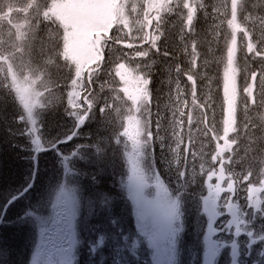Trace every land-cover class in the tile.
<instances>
[{
  "label": "rangeland",
  "instance_id": "rangeland-1",
  "mask_svg": "<svg viewBox=\"0 0 264 264\" xmlns=\"http://www.w3.org/2000/svg\"><path fill=\"white\" fill-rule=\"evenodd\" d=\"M25 1L0 9V16L7 14L0 22L3 53L0 62L11 63L13 56L9 57L12 52L8 50L15 44L14 38L19 37L22 45L16 54L17 61L26 65L24 45L29 46V53L34 46L38 49L32 60L37 64L43 59L50 69L22 72L13 91L14 111H10L8 96L0 90L5 114L26 119L24 126L13 128L11 122L8 124L10 128L6 130L17 148L0 149V177L6 170L8 174L14 173L18 166L22 185L29 184L33 151L65 138L80 117L77 114L74 121L70 115L68 121L62 119L65 108L67 112L96 110L101 120L106 117L121 120L116 132L110 134L118 152L95 148L97 161L93 152V162L87 160L91 149L85 146L103 133L101 123L93 122L76 133L67 148H78L77 174L51 167L52 155L50 161L47 153L40 156L42 162L31 189L46 186L47 178L43 175L47 172L55 173L56 183L61 185L58 191L48 190L34 199L44 201L45 211L32 210L34 225L40 229L42 238L31 250L27 263L80 264L83 252L81 257L94 259L95 264H200L203 251L212 247L219 251L216 264H264V161L260 159L264 145L249 146V139L244 145L248 153H244L242 137L235 128L241 120L247 125L252 122L248 118L249 108L258 103L262 104L258 110L264 127V0L254 3L252 11L245 7L244 0H45L44 3L27 0L30 9L26 13L10 10L12 6H24ZM199 10L204 11V28L188 40L193 16ZM145 11L153 21L147 44ZM166 25L170 30L167 35ZM33 27L41 30L34 38L29 36ZM97 33L101 36L99 44H95L93 37ZM165 35L171 43L169 50L174 51V44H178L175 50H181L183 59L193 68L191 74L175 71L181 70L177 57L171 62L158 54V47L164 48ZM9 36L12 45L7 42ZM197 40L200 41L196 43ZM117 41L132 44L128 58L121 56L124 51L121 43L115 44ZM52 42L58 45L48 58L44 44ZM201 46L202 51L198 49ZM102 54L105 60H113L119 89L127 99L120 105L113 101L110 110L107 101H101L100 106V98L95 97L91 101H96V106L90 107V99L82 97L88 90V81L115 96V78L107 76L97 81L92 73L89 80L86 78V71L101 61ZM73 62H77V75L72 71ZM1 66L4 69L0 63ZM60 67L67 71L60 79L69 83L64 87L65 94L75 95L64 101L72 105L69 108L53 98L52 88L58 80L52 74ZM152 83L161 93L166 111V130L160 137L167 139L165 157L171 163L165 169L154 161L155 143L147 117L148 87ZM1 87L4 88L3 83ZM39 105L49 108L37 110ZM45 116L51 117L55 131L46 128L39 131ZM3 134L0 130V135ZM103 139L106 141V137ZM7 141L4 140V145ZM186 141L188 147L184 152ZM17 153L18 160L22 158L27 164L13 163ZM57 153L58 149L52 154ZM213 157L218 161L213 162ZM219 163L224 166L227 179L217 185ZM112 166L121 170L120 179L116 180V190H120L116 205L120 206L115 213L111 209L112 199L83 185L89 180L88 173L102 175L100 171ZM98 178L105 182L102 176ZM18 180L17 176L13 178V182ZM229 182L231 189H227ZM53 187L54 184L50 188ZM183 191L197 192L196 206L189 210L193 213L196 209L201 216L198 225L201 249L189 244L185 253L177 243L185 228L178 199ZM26 199L27 195L21 197L22 201ZM142 211H146L151 222L166 229L168 241H162L159 248L145 234ZM20 217L26 219L22 207L6 219L5 229L11 228ZM196 229L195 225L191 227L193 236Z\"/></svg>",
  "mask_w": 264,
  "mask_h": 264
},
{
  "label": "trees",
  "instance_id": "trees-1",
  "mask_svg": "<svg viewBox=\"0 0 264 264\" xmlns=\"http://www.w3.org/2000/svg\"><path fill=\"white\" fill-rule=\"evenodd\" d=\"M20 1H22V0H3V1L0 0V9L3 11V9L5 7H7L9 4H14V3H17ZM28 1L32 2V0H28ZM28 1L27 0L25 1L24 6H22V7L12 6V7H10V10H12V12H14V13L18 12L20 14H24L27 11H29V9H30V7H27ZM257 1L258 0H244V5L246 8H248L252 11L253 10V4L256 3ZM41 2L44 3L45 0H41ZM206 9H207L206 11L208 12V14H211V12H210L211 8L208 5H206ZM0 14H2V13L0 12ZM146 16H147V14H146ZM3 17L4 18L7 17V14L0 16V22H2L4 20ZM204 18H205V16H204L203 10H199L197 13H195V15L193 16V19H192V24H191L192 25L191 26L192 34L188 35V40L191 39V37L193 38L194 35L202 32V30L204 28V24H203ZM195 28H196V30H195ZM40 31H41L40 29L38 30L35 27H33L32 30L29 32V36L34 38L38 35V33H40ZM169 31L170 30L168 29V26L166 25L164 27V33L167 35V33ZM166 35L163 38L165 40L164 41V48L158 47V54L161 55V57L165 56L171 62H174L176 56L174 55V51H171L168 49V47L170 45L167 44V36ZM210 36H211V34H210ZM14 40H15V44L12 45L10 36L7 39L8 44L12 45V47L8 50V52H10V53L12 52L9 57L13 56V60L11 61V63H7V64L4 63L3 60L0 62L4 66V69L2 66L0 67V90L4 91L6 93V95L8 96L10 111L11 110L14 111V109H15V105L13 102V99H14L13 98V91L15 92V84L17 83L19 76H21L22 72L25 70H35V69L40 68L37 70V73H38L44 67L46 69H50V67L48 65L43 64V63H45L43 59H40L37 64L35 63L34 60H32L37 55V49H38L34 46L32 48L31 53H29V51H28L29 46L24 45V49L22 50V53L27 58L28 63H26V65H22L21 63H19L16 59V54L21 51L22 43H19V37H15ZM199 41L200 40H197L196 43H198ZM119 43H121L120 45L122 47V50L124 51L121 53V56L124 58H128V54H131V53H129V51H131V49L133 47L132 46L131 47H124L122 42H120V41L115 42L116 45H119ZM57 45H58V43H56V42H52V45H51V43H49L48 45L44 44L45 49H48V52L46 53V56L48 58L51 55L52 50L55 52V50L57 49ZM38 47H39V45H38ZM2 54H3L2 53V38H1V33H0V58H1ZM179 57L180 58H178V59L180 61V66L182 68L183 57H182L181 51L179 53ZM73 63H74V69L72 71H75V74L77 75L78 74V71L76 70L77 62H73ZM38 65H40V66H38ZM79 65H80V63H79ZM3 70H4V72H2ZM175 71L181 72L182 70L175 68ZM66 73H67V71L65 69H63L62 67H60L58 72H55L52 74V78H54L55 80H58V82H56L54 84L52 91L54 93V95H53L54 101H57V102L59 101L62 105H66V107L69 108V107H72V105L69 106L64 101H65V99H68V98L72 99L75 95H74V93H71V92H69L67 95L65 94L66 88H64V87H65V85H68L69 83L65 84L60 79L62 77H65ZM93 75H95V78L97 81H100L104 77H107V76H111L112 78H115L116 79L115 84L117 86V90H115V94H114L115 96H113L106 89L99 90L97 88L98 87L97 83L92 84L91 81H88V83H91L92 87L87 88V86H88V83H87L86 88L88 90H86L83 94L82 93L81 94H82V97L85 96L86 99L87 98L90 99V100H88L90 107L96 106V101H91V100H94L95 97L100 98V106H101V101H103V100L107 101V103L110 105L108 110H110L113 101L118 105H120L119 104L120 102L127 101L125 94L123 92H121L119 89L118 75H117V72L115 71V65L113 63V60H105L104 55H103L101 61H99V63L92 70V76ZM88 80H89V78H88ZM1 83L4 84V88L1 87ZM56 85H62V87L57 88ZM42 91H43V89H42ZM148 91H149V103H148L149 106L147 107V117L149 120V125L153 131L152 140L155 143L154 161H155L156 165L158 167H160V169H165L171 163L170 160L165 157L167 139H163L162 137H160L161 132L166 130V111H164V108H163V101L161 98V93L157 92V86L154 83H152L148 87ZM88 92H89V94L86 95ZM85 97H84V99H85ZM86 99H85V103H86ZM89 104H87V105H89ZM47 108H49L47 105H43V106L39 105L37 110H45ZM5 109H6V107L3 108V105L0 103V130H2V132H4L3 135H0V145L2 146V147L0 146V149L17 148L16 146H14V145H16V142L13 140V138L7 132L6 129L10 128L8 126V124L10 122L12 124L11 127H13V128L17 125L24 126V124L26 123V119L23 116L16 118V117L11 116L9 114H5L6 113ZM249 109L251 110L250 111L251 116H248V118L252 119V122L247 125L243 122V120H241L239 122V125H236V127H235L237 132L242 137L241 138V141H242L241 149L244 150V153H248L244 149V145H246L247 140H249V139H250L249 146L258 147V146L264 145V127H262L260 124L261 120H260L258 107H256L254 105ZM247 113H248V111H247ZM77 114H80V117L77 120H79L82 116H84V114L86 115V119H85L86 121L84 122L82 127L89 126L93 122L101 123V125H102L103 133L98 135L95 138V141H92L88 145L85 146V147H88L91 149V152L87 156L88 161L93 162L92 152L94 154V161H97L98 155L94 151L95 148H97V150L102 149L103 151L118 152L117 146L112 143V136L110 134H114V132H116V125L118 123H120L121 120L115 119V120L111 121V118H109V117H106V119L101 120L100 114H98L96 112V110L92 111L91 113H88V111H85V110H83V111H68L67 112L66 108L62 112V119L64 118L66 121H68L67 118H68V115H70L73 117V121H74ZM119 114H120V112H118V115ZM114 121H117V123L114 124ZM110 123L112 124L111 127H110ZM48 124H50V122H47V123L40 125L39 131L43 128H46V130L49 129L50 131L56 130L51 126V124L49 126H48ZM154 129H155V131H154ZM66 130H67V128H64L63 133H65ZM71 132L69 134H67L65 138L53 140L50 144H53V143L60 141V140L67 139L69 137V135L71 134ZM257 133H258V135H257ZM75 136H76V134H75ZM75 136L73 137V139L75 138ZM103 137H106V141H105V139H103ZM73 139L62 145L65 147V149L68 150L67 153H64L63 152L64 150L61 151V149H59L57 147L51 151L38 154L36 156L37 168H38V165L39 164L41 165V162H42L40 156L42 154L47 153L46 156H49V161H50L51 155L53 156L52 157L53 160L50 161V164H49L51 167H54V166L55 167H62L63 171H66V172L70 173L71 175L77 174L76 164L78 162V148H76V149L67 148V146H69L71 144ZM4 140H8L6 145H4ZM252 142H254V143H252ZM57 149H58L57 155L52 154ZM18 155L19 154L17 153L13 157L14 158L13 163H15L17 161H23L25 164H27L22 158H20L18 160V157H17ZM260 159H262L264 161V154L261 155ZM61 162H63V164ZM99 162H100V160H99ZM181 164H182V159H180L179 166ZM44 165H45V163H44ZM65 166L68 167V169H66ZM17 167L18 166H16L14 168L15 169L14 173L8 174L9 170H6V173L3 175V177H0V213H1V210L3 208L2 205L6 202V198L8 196L17 195L20 191H22L25 188L22 185V174L18 173ZM89 168H91L90 165H89ZM96 169L97 168H95L94 171L97 173ZM100 172L103 174L97 175L98 174L97 173L94 175H90L88 173L86 178H88L89 180H86L83 183V185L88 190L92 189L93 191H97V192L99 191L100 193L107 195V198L112 199L111 209H112V212L115 213L116 209H118V207L120 206V205H116L119 201L118 195L120 192V190H116V187H117L116 180L120 179L121 170L119 168L112 166V168L110 170H102ZM41 174H43V173L41 172ZM107 174L108 175L111 174L110 177H107L106 176ZM36 175H37V172H36ZM15 176H17L19 178V180L17 182H13V178ZM98 176H102L104 178L105 182L101 181V179L98 178ZM43 177L47 178L46 186L41 184L39 186L34 187L33 189H30L27 193H25L24 195L21 196V197H25L27 195L28 199L22 201L21 197H20L19 199L14 201L8 207V209L6 211L4 221L2 222V224L0 226V264H29V263H27V260L30 257L31 250L33 249V247L35 248L41 242L42 233H41L40 229H38L34 225V221L32 219L33 218L32 210H33V208H37L38 210L44 212L45 211V205H44V201L42 199L39 201H35L34 199L42 196L48 190H52L55 192L58 191L59 186L61 185L60 182L58 184L56 183L58 178H56L55 173L47 172V175L44 174ZM35 179H36V177H35ZM53 184H54V187L50 188ZM29 199H32V200H29ZM178 199L180 200L181 220H182L184 227H185L184 230L182 232H180V234L178 236V239H177L178 248H182L183 253H185L186 249H187V245L194 244L200 250L201 249L200 248L201 232L198 230V225L200 223L201 216L196 209H193V213H191L189 210V207L196 206L195 202L198 199L197 192L195 193V191H191V192L187 193V192L183 191L181 194H179ZM28 203H30V205H28ZM21 207L23 209V214L26 213V219H24L23 217H20L18 219V222L16 221V223L11 228L5 229L6 219L8 217L12 216V214H15L17 211H19V209ZM193 225H195L197 227L196 232L194 233V236H193L192 230H191V227ZM4 229H5V234L1 235V233ZM28 240H29V242H28ZM192 240L194 242H192ZM82 253L83 252L80 253V257H79V263L80 264H95L94 259H87V257H84V258L81 257Z\"/></svg>",
  "mask_w": 264,
  "mask_h": 264
},
{
  "label": "water",
  "instance_id": "water-1",
  "mask_svg": "<svg viewBox=\"0 0 264 264\" xmlns=\"http://www.w3.org/2000/svg\"><path fill=\"white\" fill-rule=\"evenodd\" d=\"M146 23H147V27L150 28V26H151V19L146 20ZM100 40H101V37H100L99 35H96V36H95V44L98 43V42H100ZM98 44H99V43H98ZM123 46H124V47H128L129 45H128V43H124ZM85 119H86V117H85V116H82V117L78 120V122H77V124H76V126H75V128H74V130H73V132L70 134V136H69L66 140H64V141H62V142H58V143H56V144H53L52 146H50V147H48V148L37 149V150L34 152V154H33V156H32V160H33V162H34V168H33V172H32V179H31V182H30V184L28 185V187L25 188V189H24L19 195H17L16 197H20V195H22L23 193H25L26 191H28V189H29V188L31 187V185H32V182H33V179H34V177H35V173H36V164H35V156H36V154H38V153H40V152H43V151H46V150H50V149L56 147L59 143H66V142L70 141V140L72 139V137L74 136L75 132L77 131V129H78V128L84 123ZM218 170H219V175H218V176L220 177V179H222V178H223V168H222L221 166H219V167H218ZM16 197L14 196V197H12V198H9V199L4 203L3 208H2V211H1V214H0V224H1V222H2V220H3V218H4V216H5V213H6L5 210H7V208H8V207H9V206L15 201ZM216 257H217V251L214 250L213 248H208V249H206V250L203 252L201 264H214V261H215V258H216Z\"/></svg>",
  "mask_w": 264,
  "mask_h": 264
},
{
  "label": "snow or ice",
  "instance_id": "snow-or-ice-1",
  "mask_svg": "<svg viewBox=\"0 0 264 264\" xmlns=\"http://www.w3.org/2000/svg\"><path fill=\"white\" fill-rule=\"evenodd\" d=\"M142 218L144 220L145 234L149 236L158 248L162 241H168L166 229L163 226H157L154 222H151L148 219L146 211H142Z\"/></svg>",
  "mask_w": 264,
  "mask_h": 264
},
{
  "label": "bare ground",
  "instance_id": "bare-ground-1",
  "mask_svg": "<svg viewBox=\"0 0 264 264\" xmlns=\"http://www.w3.org/2000/svg\"><path fill=\"white\" fill-rule=\"evenodd\" d=\"M1 1H3V0H1ZM150 32H151V27L150 28H148L147 27V24H146V26H145V34H146V36H145V44H147L148 42H149V38H150ZM167 44H169L170 46H171V43H169V40H168V38H167ZM144 45V44H143ZM175 46H177L178 47V44L177 43H175L174 44V46H173V48H174V55L177 57V58H180L179 57V53H180V51L181 50H175ZM200 51H202L203 49H204V47L203 46H201V47H199L198 48ZM181 72L182 73H185V74H187V75H189V74H191L192 73V71H193V68L190 66V65H188L186 62H185V60L183 59V63H182V68H181ZM90 88V87H92V85H91V83H88V86H87V88ZM104 101V100H103ZM47 122H51V117L50 116H45L41 121H40V124L42 125V124H44V123H47ZM46 125V124H45ZM20 133H21V131H19ZM62 146V145H61ZM60 145L59 146H57L59 149H61V148H63V146L61 147ZM61 150H65V148H63V149H61ZM43 181H44V179H43ZM44 184H46V183H44Z\"/></svg>",
  "mask_w": 264,
  "mask_h": 264
}]
</instances>
